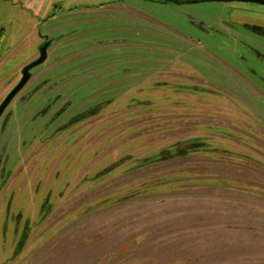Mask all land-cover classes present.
<instances>
[{
	"label": "rangeland",
	"instance_id": "374dc122",
	"mask_svg": "<svg viewBox=\"0 0 264 264\" xmlns=\"http://www.w3.org/2000/svg\"><path fill=\"white\" fill-rule=\"evenodd\" d=\"M160 8L141 0H0V100L37 58L40 33L59 43L26 87L58 81L51 110L32 120L44 103L37 94L27 103L32 112L19 107L0 132V147L13 140L5 157L25 173L11 211L33 226L10 261L1 223L12 188L2 192L0 264H264V95L169 88L186 84L172 78L185 71L167 54L183 48L174 32L188 23ZM244 12L237 16L264 23V11ZM54 175L53 192L69 183L68 192L39 224L32 213L42 198L33 190Z\"/></svg>",
	"mask_w": 264,
	"mask_h": 264
},
{
	"label": "flooded vegetation",
	"instance_id": "af4514ba",
	"mask_svg": "<svg viewBox=\"0 0 264 264\" xmlns=\"http://www.w3.org/2000/svg\"><path fill=\"white\" fill-rule=\"evenodd\" d=\"M141 1L161 6L160 11L180 14L183 20L188 23L187 29H179L174 32L177 37L176 42H179L183 48L179 47V50H171L167 54L169 58H178L179 62L174 61L173 64L177 63L179 65L178 69L181 67L185 71L184 74L180 73L178 76L176 75L172 78L186 84H177L169 88H172L175 92L199 93L209 96L264 95V23L260 24L256 22L252 17L253 13L237 16L238 12L243 11H245L244 13L258 10L264 11V5L254 2H223L217 0ZM210 3L223 4L229 8L219 12H213V10H204L203 12L201 10L192 11L196 9L195 7ZM233 6L236 7L233 8ZM185 10H191V12L187 13ZM39 36L40 47L37 58L21 69L18 81L0 100V106L9 93L20 83L23 77V69L40 58L42 49L45 50L46 58L41 64L47 60L49 49L59 44L55 39L47 35L40 33ZM186 47L190 49H184ZM34 68L29 71L30 78L28 81L15 94L1 113L0 132H5L14 112L19 107L24 106L25 114L28 111L32 112L34 105H27V103L37 94H42V98L38 102L43 100L44 103L39 105V109L36 110L32 120L35 121L38 117L44 118L51 110L53 103L51 97H49L51 96L50 89L51 87L58 86L59 82L51 83V80L43 81L35 87L26 90L32 79V70ZM47 96L48 98H46ZM61 115L62 112L52 115L45 122L44 129H47ZM67 123L58 126L54 130L51 129L48 138L54 132L67 128ZM42 134L43 132L40 131L35 134L33 139ZM11 138L0 147V194L12 188L3 211L1 238L3 242L10 241L12 253L9 260L14 261L23 252V247L32 233L33 226L31 227L32 218L24 215L23 211L15 213L11 211L16 195L13 187H20L24 184L25 178V173L20 167L22 165L18 164L16 167L19 161L17 159V161H14L13 157L10 160V155H6L5 157L8 144H11L13 141ZM22 172L23 174H21ZM57 177L58 175H54L53 179H42V181H37L35 184L33 194L36 197H40L41 193L40 198L42 199L38 207L33 210L32 216L38 219L39 224L46 220L49 212L55 206V198L57 196L62 197L68 192L69 183H65L64 187L57 193H54L53 189L50 188L52 187L51 183L55 182Z\"/></svg>",
	"mask_w": 264,
	"mask_h": 264
},
{
	"label": "water",
	"instance_id": "95a60500",
	"mask_svg": "<svg viewBox=\"0 0 264 264\" xmlns=\"http://www.w3.org/2000/svg\"><path fill=\"white\" fill-rule=\"evenodd\" d=\"M217 1H223V2H232V1H237V2H254V3H259L264 5V0H217ZM46 58V54H45V50L42 49V51L40 52V58L31 63L30 65H28L27 67H25L22 71L23 77L20 81V83L9 93V95L7 96V98L3 101V103L0 106V115L1 113L4 111L5 107L10 103V101L12 100V98L15 96V94L25 85V83L28 81V79L30 78V73L29 71L38 66L39 64H41Z\"/></svg>",
	"mask_w": 264,
	"mask_h": 264
}]
</instances>
